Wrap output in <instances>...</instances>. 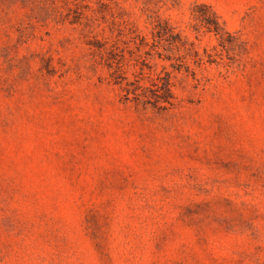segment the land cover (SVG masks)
<instances>
[{"label": "rangeland", "instance_id": "rangeland-1", "mask_svg": "<svg viewBox=\"0 0 264 264\" xmlns=\"http://www.w3.org/2000/svg\"><path fill=\"white\" fill-rule=\"evenodd\" d=\"M0 264H264V0H0Z\"/></svg>", "mask_w": 264, "mask_h": 264}]
</instances>
